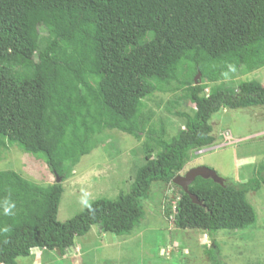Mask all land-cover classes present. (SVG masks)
Returning a JSON list of instances; mask_svg holds the SVG:
<instances>
[{"label":"trees","instance_id":"obj_1","mask_svg":"<svg viewBox=\"0 0 264 264\" xmlns=\"http://www.w3.org/2000/svg\"><path fill=\"white\" fill-rule=\"evenodd\" d=\"M263 58L264 0H0V150L40 156L62 181V168L88 155L105 130L142 141L145 159L128 194L97 199L63 223L60 183L38 186L0 171V264L37 248L64 256L93 226L130 234L151 183L173 184L191 152L212 146L214 114L264 105L257 82L236 91L218 84L240 69L259 70ZM7 59L26 70L13 73ZM166 91L194 106L190 115L175 114L184 119L175 138L144 109L146 98ZM262 185L264 160L242 184L196 178L188 192L201 206L174 185L173 226L209 235L249 229L256 215L246 195Z\"/></svg>","mask_w":264,"mask_h":264},{"label":"rangeland","instance_id":"obj_2","mask_svg":"<svg viewBox=\"0 0 264 264\" xmlns=\"http://www.w3.org/2000/svg\"><path fill=\"white\" fill-rule=\"evenodd\" d=\"M7 61L3 65L13 73L26 70ZM193 80L194 84L201 82L198 75ZM251 81L264 86V58L259 70L247 73L240 69L223 77L218 84L236 91L238 85ZM143 102L144 109L152 111L154 123L162 120L167 136L172 138L184 129V119L175 114L190 115L194 109L180 91L154 92ZM210 125L214 138L210 150L196 156L191 152L178 175L205 167L214 171L223 183H245L264 160V105L219 111ZM94 142L95 147L88 155L62 168L67 177L59 179L63 190L56 217L59 223L73 218L97 199L113 200L120 193L128 194L133 186L134 169L145 163L142 141L128 135L105 130L95 136ZM0 171H13L38 186L57 183L42 157L25 154L16 146L0 150ZM178 197L179 190L174 184L151 183L146 196L139 201L144 217L127 236L102 234L93 226L86 235L74 240L64 256L56 250L37 248L29 257H19L16 264H211L208 252L221 264H264V185L246 195L256 221L241 231L209 235L203 231L177 230L172 210Z\"/></svg>","mask_w":264,"mask_h":264},{"label":"water","instance_id":"obj_3","mask_svg":"<svg viewBox=\"0 0 264 264\" xmlns=\"http://www.w3.org/2000/svg\"><path fill=\"white\" fill-rule=\"evenodd\" d=\"M196 178H201L204 180L210 179L219 185L222 184V180L217 176V174L214 171L207 169L205 167H197V168L191 169L189 172H187L183 176L178 175L173 179L172 183L175 186H178L182 190V192L188 195L189 199L191 200L193 204L201 206V203L197 200V198L188 192L189 185ZM56 182L59 183V179H56Z\"/></svg>","mask_w":264,"mask_h":264},{"label":"built area","instance_id":"obj_4","mask_svg":"<svg viewBox=\"0 0 264 264\" xmlns=\"http://www.w3.org/2000/svg\"><path fill=\"white\" fill-rule=\"evenodd\" d=\"M210 150V148H203V149H200V150H196L193 152V155L196 156V155H202L206 152H208Z\"/></svg>","mask_w":264,"mask_h":264},{"label":"bare ground","instance_id":"obj_5","mask_svg":"<svg viewBox=\"0 0 264 264\" xmlns=\"http://www.w3.org/2000/svg\"><path fill=\"white\" fill-rule=\"evenodd\" d=\"M178 187V186H177Z\"/></svg>","mask_w":264,"mask_h":264}]
</instances>
